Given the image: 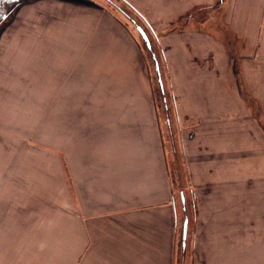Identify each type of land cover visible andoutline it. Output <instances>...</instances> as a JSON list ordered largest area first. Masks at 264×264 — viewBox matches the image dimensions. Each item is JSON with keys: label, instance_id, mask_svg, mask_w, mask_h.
<instances>
[{"label": "crops", "instance_id": "obj_1", "mask_svg": "<svg viewBox=\"0 0 264 264\" xmlns=\"http://www.w3.org/2000/svg\"><path fill=\"white\" fill-rule=\"evenodd\" d=\"M121 1L142 15L153 50L163 52L176 99L169 129L159 127L139 43L109 13L89 1L21 4L20 75L36 74L39 93H52L37 98L55 100L54 152L69 165V206L51 208L68 212L70 250L47 263L44 240L31 249L15 238L20 248L0 264H222L227 242L229 264H264V218L260 235L236 233L237 194L254 188L232 187L244 172L239 154L257 145L254 117L247 122L238 99L247 103L245 69L261 65L256 76H264V0ZM175 147L188 170L185 186L172 177ZM246 174L243 180L254 179ZM35 204H19L9 224L23 216V234L26 226L46 233V212ZM179 223L182 235L186 223L180 253ZM251 238L253 254L239 251Z\"/></svg>", "mask_w": 264, "mask_h": 264}, {"label": "rangeland", "instance_id": "obj_2", "mask_svg": "<svg viewBox=\"0 0 264 264\" xmlns=\"http://www.w3.org/2000/svg\"><path fill=\"white\" fill-rule=\"evenodd\" d=\"M34 1L37 0L21 1V3L12 4L6 9L5 7L3 9L0 4V257H10L11 254H16L15 251L20 247H17L16 242L13 241L15 238L18 241L23 239L21 244L31 249L42 246L41 241L44 240L47 254L45 262L52 263L54 255L68 253L70 250L68 212L59 213L51 208L58 201L64 205L68 203L69 206V185L63 174V172L67 174L66 167L68 169L69 165L60 164L59 158L56 157L58 155L55 156L54 152V127L57 118L55 100L53 98H37V95L50 96L52 93H45V95L42 92L39 93L38 85L32 84V81H36L38 78L36 74L33 77L20 75L23 46L22 19L19 8L23 3ZM70 1L79 3L89 1L94 5H100L107 13H109L107 9L111 10L112 14L109 13V15L116 19L139 43L143 53V63L147 64L152 78L151 88L154 95V106L159 113V127L160 129H169L166 114L171 115L173 111H176V99L172 92L170 76H168L169 70H166L163 61V52L158 49L153 50L155 43L148 28L121 0ZM24 11H29V9L26 8ZM3 15L4 17L1 18ZM133 19L134 24L140 29H147L144 33L148 39V46L137 28L131 25ZM152 56L155 58L153 59ZM8 57H12V61ZM18 58L20 60L15 61ZM262 63L264 65V59ZM258 66L261 67V65ZM259 68L245 69L246 85L243 84L240 87L241 96L247 103H243L241 98L238 99V111H247V122L251 119V114L254 117L252 137L257 143L254 148L248 147L249 151L245 153L248 155H243L244 150H242L243 154H239L237 169L239 172H244L240 173L238 180L232 184V187L236 189H243L250 187L249 183H251L254 188L253 195L251 193L241 194L239 191L236 197L235 223L238 237L241 231L254 233V237L260 235V224L264 218V103H262V101L264 102V76L262 75L261 78L256 76V72L261 70ZM249 74L253 75L254 84L246 83ZM46 86L41 84V87ZM251 94L257 99L247 97ZM250 109L252 111H249ZM58 113L60 112L58 111ZM239 118L242 119L243 116ZM256 118L257 122H255ZM58 120L63 123L64 116L59 115ZM168 120L170 121L169 118ZM174 130H176V123ZM169 134L173 135L174 133L170 130ZM175 136L174 134V140L177 142ZM248 137H250L249 134ZM259 144H263V146L260 147ZM167 145L169 146L168 142ZM171 167H173L172 177L175 178L177 184L185 186L188 170L186 171L181 152L176 147ZM246 172L253 175L252 181L242 179L247 175ZM172 181L174 183V179ZM174 186H176L175 183ZM23 201L26 204L36 203L33 208L38 207L46 212L45 220L48 223L46 233L39 232V234L32 235L30 227L26 226L25 232L28 231V235L23 234L21 227L26 225V217L23 216L13 219V227L9 224V219L11 220V216ZM224 230L228 233L230 228H223ZM181 233L182 223H179L176 233V251L179 253L182 247ZM26 237L30 238V243L26 242ZM222 246V264H229V253H225L229 250V243H223ZM238 249L253 254V238L250 239L247 246L239 243ZM190 253L191 250L188 247L189 257ZM10 263L14 264V261L10 260ZM211 264L213 263L211 262Z\"/></svg>", "mask_w": 264, "mask_h": 264}, {"label": "trees", "instance_id": "obj_3", "mask_svg": "<svg viewBox=\"0 0 264 264\" xmlns=\"http://www.w3.org/2000/svg\"><path fill=\"white\" fill-rule=\"evenodd\" d=\"M123 2V1H122ZM127 7H129L132 11H133V13L136 15V17L148 28V30H150L151 28L149 27V25L146 23V21L144 20V18L142 17V15L139 13V12H137L135 9H133L129 4H127L126 2H123ZM19 4V3H18ZM97 6H99V7H101L100 5H98L97 4ZM107 11L109 12V13H111L112 14V11L111 10H108L107 9ZM132 22L134 21V19L133 20H131ZM132 24V23H131ZM133 24H134V22H133ZM137 28H140V27H138L136 24H134ZM142 30V29H141ZM146 30L147 29H143L142 31L143 32H146ZM148 49V48H147ZM182 233H181V238H182ZM183 239V241H184V238H182ZM182 239H181V241H182Z\"/></svg>", "mask_w": 264, "mask_h": 264}, {"label": "flooded vegetation", "instance_id": "obj_4", "mask_svg": "<svg viewBox=\"0 0 264 264\" xmlns=\"http://www.w3.org/2000/svg\"><path fill=\"white\" fill-rule=\"evenodd\" d=\"M21 1H26V0H0V4H2L3 9H4V7L6 9V8H8V6H10L12 4L21 3ZM3 17H4V15L1 18H3Z\"/></svg>", "mask_w": 264, "mask_h": 264}, {"label": "water", "instance_id": "obj_5", "mask_svg": "<svg viewBox=\"0 0 264 264\" xmlns=\"http://www.w3.org/2000/svg\"><path fill=\"white\" fill-rule=\"evenodd\" d=\"M137 30L139 31L143 41H145L146 45L148 46V39L145 35V33L140 29V28H137ZM185 232H186V223H184V226H183V238L185 237Z\"/></svg>", "mask_w": 264, "mask_h": 264}]
</instances>
